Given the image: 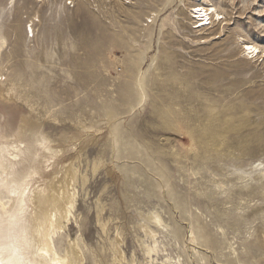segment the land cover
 Segmentation results:
<instances>
[{
  "label": "rangeland",
  "instance_id": "1",
  "mask_svg": "<svg viewBox=\"0 0 264 264\" xmlns=\"http://www.w3.org/2000/svg\"><path fill=\"white\" fill-rule=\"evenodd\" d=\"M211 1L226 20L200 30L193 0H0V79L22 95L0 98V133L34 107L89 178L61 253L76 239L84 264H121L118 245L147 264L154 211L167 222L154 264H264V54H243L264 51V0Z\"/></svg>",
  "mask_w": 264,
  "mask_h": 264
},
{
  "label": "bare ground",
  "instance_id": "2",
  "mask_svg": "<svg viewBox=\"0 0 264 264\" xmlns=\"http://www.w3.org/2000/svg\"><path fill=\"white\" fill-rule=\"evenodd\" d=\"M193 1L198 3L192 11L193 19L198 20L196 23L198 29L206 30L209 26L214 28L216 23L222 25L226 20L216 3H212L211 0ZM196 9H201L202 13ZM217 16L220 19H217ZM29 31L35 33L33 24L28 28ZM6 44V40L0 39V59L3 46ZM246 45L257 50L249 51ZM243 54L253 60L264 54V51L258 44L248 42L243 45ZM1 97L12 101L22 99L19 87L9 84L2 78ZM30 110L34 115H27L30 117L28 121L24 117L15 134L0 133V264H84L83 252L76 239H69L66 250L61 253L56 246L55 238L64 233L72 221L80 179L85 186L89 178L80 172L74 161L68 163L62 159L66 150L67 152L74 150L73 140L72 145L65 144L67 148L63 149L64 146L58 143L57 138L44 131L42 117L36 113V109L30 106ZM87 127L81 126L83 132L86 133ZM89 127L88 130L93 129V126ZM63 137L65 136L59 140L66 143L67 139ZM52 165L60 168L54 179L42 185L43 187L33 188L40 170ZM101 167V164L95 163L94 173ZM13 191L16 192L15 195ZM142 217L144 225L140 228L143 234L141 249L146 263L154 264L159 260V239L162 232L166 231L167 222L159 212L142 213ZM102 227L105 229L106 226ZM195 239L194 233L191 232L189 242L194 243ZM116 250L115 262L143 264L135 256L129 260L119 245ZM167 259L161 264H170V258ZM178 264L182 263L179 261Z\"/></svg>",
  "mask_w": 264,
  "mask_h": 264
},
{
  "label": "snow or ice",
  "instance_id": "3",
  "mask_svg": "<svg viewBox=\"0 0 264 264\" xmlns=\"http://www.w3.org/2000/svg\"><path fill=\"white\" fill-rule=\"evenodd\" d=\"M69 2H71V0H69ZM253 2H255V0H253ZM196 11L202 13V10L201 9H196ZM210 11H213L214 12L215 9H210ZM217 19H220V17L217 16ZM246 47H248L249 51H256L257 50L255 48H252L250 45H246ZM15 194H16V192L13 191V195H15Z\"/></svg>",
  "mask_w": 264,
  "mask_h": 264
}]
</instances>
